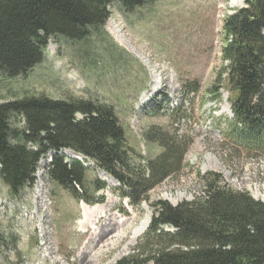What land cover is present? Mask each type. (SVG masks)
Returning <instances> with one entry per match:
<instances>
[{"label":"rangeland","instance_id":"374dc122","mask_svg":"<svg viewBox=\"0 0 264 264\" xmlns=\"http://www.w3.org/2000/svg\"><path fill=\"white\" fill-rule=\"evenodd\" d=\"M148 1L152 4L132 13L112 5L105 27L83 41L51 39L43 61L26 76L0 75V104L40 95L98 100L114 107L139 162L160 153L142 139L149 126L189 137L184 168L146 196L150 203L177 206L202 198L210 173L221 174L230 189L264 201V156H230L222 134L232 118L228 94L221 90L228 65L222 25L250 0ZM157 95L167 105L164 114L153 116ZM52 156L40 160L35 184L17 196L0 180V264H117L134 254L137 243L153 246L143 241L148 230L134 239L136 228L153 216L148 202L131 206L110 185L94 195L102 203L88 206L102 207L104 214L84 216L82 202L52 181ZM64 156L67 164L77 161L67 151ZM81 160L89 168L88 183L103 182L100 170Z\"/></svg>","mask_w":264,"mask_h":264},{"label":"trees","instance_id":"16d2710c","mask_svg":"<svg viewBox=\"0 0 264 264\" xmlns=\"http://www.w3.org/2000/svg\"><path fill=\"white\" fill-rule=\"evenodd\" d=\"M114 4L132 13L152 2L0 0V75L26 76L43 61L53 38L83 41L91 31L103 29ZM222 26V58L228 63L229 79L226 84L222 81V89L229 94L233 114L222 132L223 147L230 156L261 158L264 0L247 1ZM159 97L151 101L153 116L160 115L167 104L166 97ZM176 133L149 126L142 139L160 153L139 162L114 107L83 98L24 96L0 104V180L17 196L35 184L40 160L51 153L52 181L85 204L102 203L94 195L106 189V184L88 183V169L77 161L67 164L63 151L70 150L114 178L121 185L116 191L122 199L128 198L135 207L150 204L153 216L143 241L153 246L146 249L137 243L134 254L117 264H264V201L230 189L221 174L204 178L205 196L192 202L173 206L167 201H148L146 196L155 187L179 175L185 166L193 141Z\"/></svg>","mask_w":264,"mask_h":264},{"label":"bare ground","instance_id":"6f19581e","mask_svg":"<svg viewBox=\"0 0 264 264\" xmlns=\"http://www.w3.org/2000/svg\"><path fill=\"white\" fill-rule=\"evenodd\" d=\"M226 109L228 110V107H226ZM68 155L71 156V157H74V154L71 152V151H67ZM103 174V173H102ZM102 179L104 180H110L111 179L109 178V176H106L105 174H103L102 176ZM82 207V214L84 216L86 215H90V216H95V217H98L99 215H102L104 214V210L102 209V207H96V208H89L88 206L82 204L81 205ZM149 223H150V219L147 218L145 221H143L141 223V225L138 227V229L136 228V231L134 233V239H137L139 238L141 235L145 234L148 227H149ZM79 224H82V223H79ZM86 225H85V229H86ZM109 227H107V231H101V233L99 234V240H98V243L100 242H103L104 238L106 237V233H109ZM103 230V229H102Z\"/></svg>","mask_w":264,"mask_h":264},{"label":"water","instance_id":"95a60500","mask_svg":"<svg viewBox=\"0 0 264 264\" xmlns=\"http://www.w3.org/2000/svg\"><path fill=\"white\" fill-rule=\"evenodd\" d=\"M226 79V78H225ZM227 80V79H226Z\"/></svg>","mask_w":264,"mask_h":264}]
</instances>
